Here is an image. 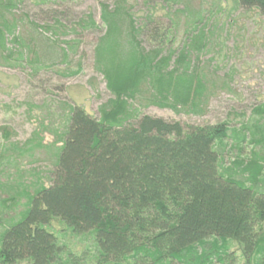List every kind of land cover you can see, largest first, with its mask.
Returning a JSON list of instances; mask_svg holds the SVG:
<instances>
[{
  "label": "trees",
  "instance_id": "trees-1",
  "mask_svg": "<svg viewBox=\"0 0 264 264\" xmlns=\"http://www.w3.org/2000/svg\"><path fill=\"white\" fill-rule=\"evenodd\" d=\"M236 1L264 17V0ZM16 2L0 0V57L20 44ZM119 6L100 4L104 32L95 48L114 99L100 118L70 107L50 184L0 230V264H264V103L232 127L128 112V100L145 93L149 104L196 111L205 86L188 46L171 49L159 22L150 29L153 19L138 23ZM73 27L99 30L90 15ZM35 28L56 45L44 36L49 26ZM2 134L0 167L9 136ZM229 139L239 158L223 168L217 147ZM53 220L65 226L60 236L82 238L83 247L48 230Z\"/></svg>",
  "mask_w": 264,
  "mask_h": 264
},
{
  "label": "rangeland",
  "instance_id": "rangeland-1",
  "mask_svg": "<svg viewBox=\"0 0 264 264\" xmlns=\"http://www.w3.org/2000/svg\"><path fill=\"white\" fill-rule=\"evenodd\" d=\"M16 3L13 17L17 19L20 44L13 55L5 51L0 57V141H4L2 130L9 134L0 167V200L5 201H0V230L21 215L29 195L39 186L50 184L70 107L80 106L92 117L100 118L101 109L114 99L96 65L95 48L104 32L100 21L102 3L111 8L120 5L138 23L153 19L150 29L159 22L167 40H172L171 49L178 52L189 47L190 65H196L203 77L205 90L196 111L149 104L145 93L128 100V112L177 121L183 126L228 122L232 127L245 121L254 105L264 103V17L256 8H244L236 0ZM88 15L99 30L76 31L74 23ZM42 26L50 27L44 36L56 45L33 30L40 31ZM6 42L9 48L14 45L10 36ZM126 48L125 44L123 50ZM20 50L23 58L16 55ZM232 144L229 139L225 146L217 147L223 168L231 167L232 161L239 158L238 149L230 148ZM243 146L241 157L249 151L246 143ZM47 229L72 247H83L82 238L59 235L65 229L59 220H53Z\"/></svg>",
  "mask_w": 264,
  "mask_h": 264
}]
</instances>
